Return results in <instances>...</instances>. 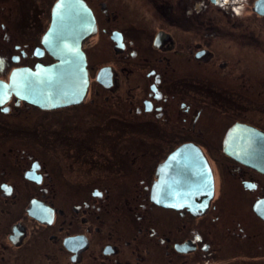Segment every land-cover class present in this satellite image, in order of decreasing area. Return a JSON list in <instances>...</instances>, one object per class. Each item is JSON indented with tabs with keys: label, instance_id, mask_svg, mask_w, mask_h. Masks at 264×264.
Masks as SVG:
<instances>
[{
	"label": "flooded vegetation",
	"instance_id": "1",
	"mask_svg": "<svg viewBox=\"0 0 264 264\" xmlns=\"http://www.w3.org/2000/svg\"><path fill=\"white\" fill-rule=\"evenodd\" d=\"M81 1L87 92L45 108L11 77L55 63L58 0H0V264H264V174L225 153L264 134V0ZM181 148L206 205L157 202Z\"/></svg>",
	"mask_w": 264,
	"mask_h": 264
},
{
	"label": "water",
	"instance_id": "2",
	"mask_svg": "<svg viewBox=\"0 0 264 264\" xmlns=\"http://www.w3.org/2000/svg\"><path fill=\"white\" fill-rule=\"evenodd\" d=\"M95 30L93 15L84 2L58 0L53 8L51 24L41 40L55 63L38 66L35 72L29 74L23 90L22 86L16 85L20 83L21 72L14 73L11 77L14 93L17 96L33 97V102L45 108H59L81 102L88 86L86 61L81 48ZM237 132L246 133L241 142L243 149H227L226 155L264 174V134L244 129ZM228 139H231V135ZM205 163L206 158L200 151L181 148L172 153L160 169L161 192L164 193L166 189L172 194L171 197L161 194L157 202L169 207H180L185 200H191L190 196L186 199L182 197L185 187L189 192L191 186L198 185L202 189V198L198 204L206 205L211 182L206 175Z\"/></svg>",
	"mask_w": 264,
	"mask_h": 264
},
{
	"label": "bare ground",
	"instance_id": "3",
	"mask_svg": "<svg viewBox=\"0 0 264 264\" xmlns=\"http://www.w3.org/2000/svg\"><path fill=\"white\" fill-rule=\"evenodd\" d=\"M51 56V55H50ZM52 57V56H51ZM88 87V86H87Z\"/></svg>",
	"mask_w": 264,
	"mask_h": 264
}]
</instances>
